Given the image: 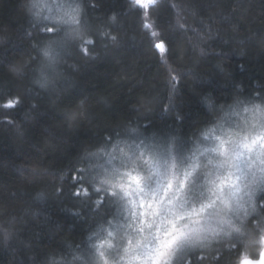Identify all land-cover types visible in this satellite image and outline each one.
Segmentation results:
<instances>
[{"label": "trees", "instance_id": "trees-1", "mask_svg": "<svg viewBox=\"0 0 264 264\" xmlns=\"http://www.w3.org/2000/svg\"><path fill=\"white\" fill-rule=\"evenodd\" d=\"M29 1L0 0V105L20 100L0 107V212L23 221L0 264H27L29 253L83 233L73 174L82 150L112 129L150 120L187 133L207 118L205 93L219 101L237 85L264 92V0H155L145 10L132 0H83L94 43L74 49L47 88L9 70L33 64L44 38ZM41 190L46 198L34 199Z\"/></svg>", "mask_w": 264, "mask_h": 264}, {"label": "clouds", "instance_id": "clouds-1", "mask_svg": "<svg viewBox=\"0 0 264 264\" xmlns=\"http://www.w3.org/2000/svg\"><path fill=\"white\" fill-rule=\"evenodd\" d=\"M32 9L44 36L35 62L9 70L47 88L94 38L83 0H33ZM201 106L207 118L187 133L130 121L83 149L73 196L86 208L72 213L86 223L83 233L29 253L27 264H264V92L237 85L219 101L205 93ZM183 119L177 114L176 125ZM21 223L0 212V248Z\"/></svg>", "mask_w": 264, "mask_h": 264}, {"label": "snow or ice", "instance_id": "snow-or-ice-1", "mask_svg": "<svg viewBox=\"0 0 264 264\" xmlns=\"http://www.w3.org/2000/svg\"><path fill=\"white\" fill-rule=\"evenodd\" d=\"M155 2V0H135V3L137 4V5H151V4H153ZM145 27L147 28V27H151V25H149V24H145ZM152 35L153 36H156V33L155 32H153L152 33ZM112 39L113 40H115V37H112ZM92 44V42L91 41H88L87 42V45H91ZM155 47L157 48V49H160L162 52L164 51V45H163V43L161 42V43H157L156 45H155ZM84 51H85V53L87 54V49H83ZM20 103V100L19 99H16V98H12V97H9L8 99H7V101L3 104V105H0V107H3V108H13L14 106H16L17 104H19Z\"/></svg>", "mask_w": 264, "mask_h": 264}, {"label": "rangeland", "instance_id": "rangeland-1", "mask_svg": "<svg viewBox=\"0 0 264 264\" xmlns=\"http://www.w3.org/2000/svg\"><path fill=\"white\" fill-rule=\"evenodd\" d=\"M134 3H135V0H132ZM33 0H30L29 3H30V7H31V4H32ZM36 2L38 3H42V2H45V0H36ZM136 4V3H135ZM139 7H141L143 10H145L149 5H138ZM32 13H34L35 11H37L36 9H32L31 10ZM43 14H46V13H43L42 12V15ZM36 17V16H35ZM37 18V17H36Z\"/></svg>", "mask_w": 264, "mask_h": 264}]
</instances>
